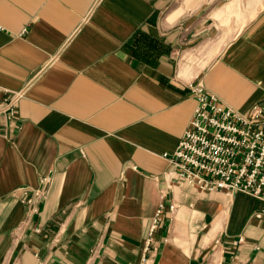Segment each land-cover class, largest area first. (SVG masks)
<instances>
[{
    "label": "crops",
    "instance_id": "crops-1",
    "mask_svg": "<svg viewBox=\"0 0 264 264\" xmlns=\"http://www.w3.org/2000/svg\"><path fill=\"white\" fill-rule=\"evenodd\" d=\"M195 82L263 101L264 0H0V264H145L160 207L146 264H264V198L165 181Z\"/></svg>",
    "mask_w": 264,
    "mask_h": 264
},
{
    "label": "built area",
    "instance_id": "built-area-1",
    "mask_svg": "<svg viewBox=\"0 0 264 264\" xmlns=\"http://www.w3.org/2000/svg\"><path fill=\"white\" fill-rule=\"evenodd\" d=\"M27 87L25 84L8 91L0 100L3 125L8 124ZM190 87L197 104L174 150L162 154L167 161L165 181L187 183L199 190L222 191L228 197L244 191L264 198V99L245 114L220 102L200 82ZM50 179L48 176L42 179L44 187L36 192L41 198L47 194ZM172 208L170 204L169 209ZM161 213L162 207L152 218L144 247L145 264L157 252L154 233Z\"/></svg>",
    "mask_w": 264,
    "mask_h": 264
}]
</instances>
